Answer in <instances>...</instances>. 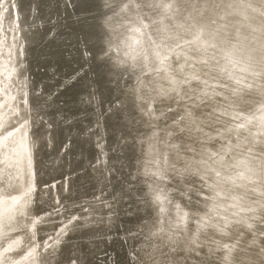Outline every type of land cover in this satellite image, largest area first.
<instances>
[{
    "label": "bare ground",
    "instance_id": "obj_1",
    "mask_svg": "<svg viewBox=\"0 0 264 264\" xmlns=\"http://www.w3.org/2000/svg\"><path fill=\"white\" fill-rule=\"evenodd\" d=\"M0 264H264V0H0Z\"/></svg>",
    "mask_w": 264,
    "mask_h": 264
},
{
    "label": "rangeland",
    "instance_id": "obj_2",
    "mask_svg": "<svg viewBox=\"0 0 264 264\" xmlns=\"http://www.w3.org/2000/svg\"><path fill=\"white\" fill-rule=\"evenodd\" d=\"M60 48H61V50H62V46H60ZM62 56L63 55H61V59L63 60V58H62ZM52 184L50 183L49 184V186H51ZM46 186H48V185H46ZM44 187V186H43ZM56 210H53V211H57V208H55ZM68 216V215H67ZM61 222V220H58V221H56L55 223L56 224H58V223H60ZM44 235H46V234H44ZM44 235H41V237H43ZM45 238V237H44ZM44 238H42V240L40 241V242H43V240H44ZM109 253H106V254H104V255H108ZM109 256V255H108ZM108 261V260H107Z\"/></svg>",
    "mask_w": 264,
    "mask_h": 264
},
{
    "label": "flooded vegetation",
    "instance_id": "obj_3",
    "mask_svg": "<svg viewBox=\"0 0 264 264\" xmlns=\"http://www.w3.org/2000/svg\"><path fill=\"white\" fill-rule=\"evenodd\" d=\"M33 262H34V260H33Z\"/></svg>",
    "mask_w": 264,
    "mask_h": 264
}]
</instances>
